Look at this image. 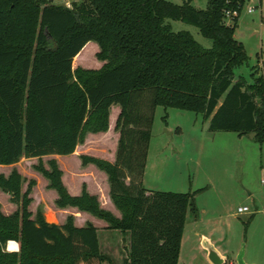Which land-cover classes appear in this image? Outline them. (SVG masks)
I'll return each instance as SVG.
<instances>
[{
    "label": "trees",
    "instance_id": "1",
    "mask_svg": "<svg viewBox=\"0 0 264 264\" xmlns=\"http://www.w3.org/2000/svg\"><path fill=\"white\" fill-rule=\"evenodd\" d=\"M244 0H207L205 10L165 0H86L68 10L44 0H0V166L21 159L68 156L88 133L108 129L111 107H119L114 163L81 156L109 183L120 218L100 209L86 192L71 197L54 160L38 171L58 194L60 208L75 207L128 235L126 264H178L187 217L198 210L190 193L148 191L142 187L155 107L200 114L210 132L253 135L264 147V80L253 84L234 71L247 60L234 39L238 17L224 23L225 11L241 10ZM166 20L196 27L212 41L209 49L190 33L173 32ZM95 42L100 70H72V61ZM22 177L0 175V189L19 209L0 212V264H102L95 227L78 228L73 218L56 225L38 210L32 218L29 188ZM34 183L30 182L32 186ZM189 214V215H188ZM9 241L18 252H7Z\"/></svg>",
    "mask_w": 264,
    "mask_h": 264
},
{
    "label": "rangeland",
    "instance_id": "2",
    "mask_svg": "<svg viewBox=\"0 0 264 264\" xmlns=\"http://www.w3.org/2000/svg\"><path fill=\"white\" fill-rule=\"evenodd\" d=\"M165 1L175 5L188 2L196 10L207 8V0ZM85 2L86 0H69L68 6H63L60 5L62 2L57 0H44L45 5L61 6L68 10H73ZM251 7L254 11L249 13ZM165 23L173 32H188L203 48H211L212 41L204 38L198 28L180 21L166 20ZM224 23L229 24V21L224 18ZM234 39L242 43L247 56L246 62L234 71V81L242 77L246 84L250 85L255 78L262 77L264 80V0H245L238 14ZM99 52V46L90 42L77 61H72V70H100L105 62L97 59ZM112 108L109 110L107 131L86 134L84 142L76 147L79 166L75 159L59 160L67 173L66 181L70 188L81 187L82 190L84 186L87 191V186L90 185L102 193L99 182L94 179V172L99 169L92 164L83 166L80 158L100 155L110 163L115 162L119 131L115 129L116 119L110 124ZM50 160L57 163L53 156L41 159L23 158L15 164L16 166L0 167V175L8 177L16 170L23 179L20 194L29 188L31 203L28 210L32 218L40 210L46 222L61 225L68 217L74 218L71 208L77 211L78 209L57 206V192L49 188V180L38 171V167L49 170ZM87 168H90V171ZM262 178L264 147L260 149L252 134L238 136L233 132H210L208 122L204 121L200 114L175 107H155L141 180L142 187L154 192L190 193L194 196L198 210L195 221L187 217L178 264H211L200 245L202 237L208 238L225 256L226 264H264V185L260 183ZM30 182L34 184L30 186ZM62 184L66 189L63 182ZM95 197L100 209L107 211L108 199H103L104 196L100 195L99 201L98 197ZM243 206L248 207L250 213L238 215L237 209ZM18 209L19 204L13 201L12 195L0 189V212L10 216ZM61 209L69 210L66 212ZM76 217L78 224L82 225L86 221L84 216ZM105 224V229L96 225L101 253L108 258L104 264H126L128 235L109 230L108 224ZM102 230L109 231L105 233Z\"/></svg>",
    "mask_w": 264,
    "mask_h": 264
},
{
    "label": "crops",
    "instance_id": "3",
    "mask_svg": "<svg viewBox=\"0 0 264 264\" xmlns=\"http://www.w3.org/2000/svg\"><path fill=\"white\" fill-rule=\"evenodd\" d=\"M89 44V43H88ZM88 44H86L85 45V47L88 45ZM84 47V48H85ZM84 48L79 52V54L84 50ZM112 114H111V116H110V124L111 123H114V121H115V119H116V117H117V115L119 114V108L118 107H116V106H113V108H112ZM208 122V121H207ZM77 149V148H76ZM263 149V148H262ZM261 149V150H262ZM89 153H92V152H89ZM93 155V154H92ZM51 156H53L55 159H56V161H57V164H58V167H59V169H60V171L62 172V182L64 183V185H65V187H66V191H67V193L69 194V196H71V197H78V196H80L81 195V192H82V190H81V187L79 188V187H74V188H70L69 186H68V184H67V181H66V171H65V169H64V167H62V165H61V163L59 162V160L60 159H62V158H64V159H75V161H76V163H77V165L79 166V156H78V154H77V151L75 150L74 151V153L73 154H71V155H68V156H58V155H51ZM93 157H97V158H100V159H105L103 156H93ZM31 159V158H30ZM106 160V159H105ZM18 164V163H17ZM16 164V165H17ZM15 165V166H16ZM61 166V167H60ZM92 167V165H89V167ZM0 167H3V166H0ZM89 171H90V168H87ZM95 174H94V179H95V181L98 183L99 182V184H100V189L102 190V193H100V192H98V191H96V189H95V187H93V186H90V185H88L87 186V193L89 194H91V195H95V196H97L98 197V200L100 201L101 200V197H100V195L101 196H104V198L103 199H108L107 201H108V203H109V207L107 208V211H109L110 213H112V215L114 216L115 215V217H117V218H119L120 216V213L115 209V207L113 206V204L110 202V199H109V195H107L108 194V192H109V183H108V180H107V177H106V175L104 174V172H101V171H99V170H96V172H94ZM74 174H76V173H74ZM77 176H79V175H77ZM143 178V177H142ZM143 180V179H142ZM98 184V185H99ZM104 190V191H103ZM146 190H148V189H146ZM148 191H152V190H148ZM97 192V193H96ZM106 192V193H105ZM105 194H106V197H105ZM107 203V202H106ZM113 209V210H112ZM69 209H61V211H68ZM70 211H74L72 214L74 215V218H73V224H74V226L75 227H78V228H82V227H85L86 226V224L87 223H89V224H91L93 227H95V229H96V232H98V229H97V227H96V225H99V226H101V228H106L107 227V225L105 224V222H103V221H101V220H99V219H97V218H95V217H93V216H91L90 214H88V213H85V212H79V211H77V210H75V209H73V208H71L70 209ZM76 215H80V217H86V221H84V224H78V219H77V217H76ZM52 224H54V223H52ZM65 224V223H64ZM56 225H58V224H56ZM61 225H63V224H61ZM103 232H108L109 230H102ZM10 242H13V241H10ZM13 243H15L16 244V249L15 250H12V251H9V252H17L18 251V243H16V242H13ZM99 246H100V244H99ZM101 250V249H100ZM106 261H104L102 264H104Z\"/></svg>",
    "mask_w": 264,
    "mask_h": 264
},
{
    "label": "water",
    "instance_id": "4",
    "mask_svg": "<svg viewBox=\"0 0 264 264\" xmlns=\"http://www.w3.org/2000/svg\"><path fill=\"white\" fill-rule=\"evenodd\" d=\"M202 249L207 253V260L211 264H226V258L223 256L212 244V242L206 238L202 237L200 241ZM9 252V250H7Z\"/></svg>",
    "mask_w": 264,
    "mask_h": 264
},
{
    "label": "built area",
    "instance_id": "5",
    "mask_svg": "<svg viewBox=\"0 0 264 264\" xmlns=\"http://www.w3.org/2000/svg\"><path fill=\"white\" fill-rule=\"evenodd\" d=\"M57 1L62 2L60 5H63V6H68V4H69V0H57ZM244 2H245V0H244ZM253 11H254L253 7L249 8V10H248L249 13H252ZM238 14H239L238 10H231V11L227 10V11H225V18L229 21V24L227 23L226 25H230L231 19L234 17H238ZM260 183L262 185H264V178L261 179ZM248 213H250V210L246 206L239 207L237 209L238 215H244V214H248Z\"/></svg>",
    "mask_w": 264,
    "mask_h": 264
},
{
    "label": "bare ground",
    "instance_id": "6",
    "mask_svg": "<svg viewBox=\"0 0 264 264\" xmlns=\"http://www.w3.org/2000/svg\"><path fill=\"white\" fill-rule=\"evenodd\" d=\"M17 247H16V244L13 243V242H9L8 244V250L9 251H12V250H15Z\"/></svg>",
    "mask_w": 264,
    "mask_h": 264
}]
</instances>
